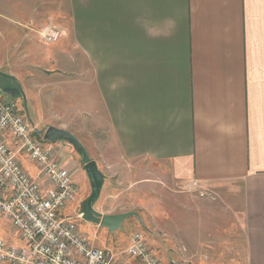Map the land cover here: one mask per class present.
I'll list each match as a JSON object with an SVG mask.
<instances>
[{
  "label": "crops",
  "instance_id": "1",
  "mask_svg": "<svg viewBox=\"0 0 264 264\" xmlns=\"http://www.w3.org/2000/svg\"><path fill=\"white\" fill-rule=\"evenodd\" d=\"M0 18L20 20L8 34L24 32L38 68L57 59L44 69L63 67L62 80L79 85L78 146L34 134L69 171L77 191L61 214L83 215L76 225L90 245L139 264L123 253L139 232L171 264L167 234L155 245L138 223H165L168 234L181 223H240L245 259L264 264V0H0ZM45 28L62 35L46 42ZM73 124L53 127L73 136ZM17 159L36 176L35 164ZM88 161L102 174L93 209L138 213L117 229L125 241H111L114 231L86 212ZM192 180L207 198H187Z\"/></svg>",
  "mask_w": 264,
  "mask_h": 264
},
{
  "label": "built area",
  "instance_id": "2",
  "mask_svg": "<svg viewBox=\"0 0 264 264\" xmlns=\"http://www.w3.org/2000/svg\"><path fill=\"white\" fill-rule=\"evenodd\" d=\"M40 35L52 43L62 32L45 28ZM1 92L0 87V221H10L24 245L16 247L0 239V264H123L78 232L77 218L82 214H61L77 191L70 173L36 140V127L27 122L16 101ZM20 154L35 164V177L20 167ZM195 186L192 180L188 189ZM129 243L123 253L139 264H162L141 233L133 232Z\"/></svg>",
  "mask_w": 264,
  "mask_h": 264
},
{
  "label": "rangeland",
  "instance_id": "3",
  "mask_svg": "<svg viewBox=\"0 0 264 264\" xmlns=\"http://www.w3.org/2000/svg\"><path fill=\"white\" fill-rule=\"evenodd\" d=\"M15 20L20 22L19 19ZM15 22L0 18V75L19 88L14 100L18 110L24 113L30 125L40 130L47 126L53 127L64 123L66 125L73 119L74 124L69 127L75 128L73 136L76 135L80 139L82 135L80 124L86 122V116L81 112L79 85L66 84L62 80L65 77L63 67L44 69L57 67L59 64L57 59L44 58L46 66L42 65L38 68L29 57L37 56V53L31 50L32 45L27 43L24 32H20V36L8 34L14 29L12 23ZM68 71L70 72L69 69ZM78 71L79 69H71L66 77L74 78ZM51 74L58 76L53 77ZM59 76L61 79L58 78ZM1 94L8 97L6 93L1 92ZM66 144L68 149L73 147L70 143L65 142ZM27 162L33 166L32 161L28 159ZM44 181L45 178L41 183L43 184ZM195 188H187L183 192L192 201L205 199L208 194L201 195ZM138 224L144 230V234L148 232L150 241L154 237L152 241L155 245L164 243L163 246L169 251L167 262L173 261L171 264H249L245 259V253L241 250L239 238L245 232L239 226L240 223H181L178 229H167L170 235L166 233L165 223H149L152 227H146V223ZM130 229L127 232L131 234ZM164 234H167L170 240L160 243ZM116 235H120L121 240L125 241L126 234L122 230L114 231L110 235L111 241ZM0 239L16 247L24 244L10 221H0ZM109 248L111 250V247Z\"/></svg>",
  "mask_w": 264,
  "mask_h": 264
},
{
  "label": "water",
  "instance_id": "4",
  "mask_svg": "<svg viewBox=\"0 0 264 264\" xmlns=\"http://www.w3.org/2000/svg\"><path fill=\"white\" fill-rule=\"evenodd\" d=\"M1 77V75H0ZM0 87H1V81H0ZM12 88L10 85L1 87V90L10 95L13 96L14 94L19 93V88L15 87V92L11 93L8 89ZM36 133H39L40 131L36 130ZM47 132L50 134H53L52 138L44 137V139L47 140H64L68 141L70 144H72L74 147L78 146V140L72 136L71 133L68 131L57 129L52 126L47 128ZM84 169L86 171L87 177L89 178V182L91 185V194L86 200V208L89 213H91L93 216L99 218V225L101 227H106L108 231H116L117 229H120L121 223L123 220L127 219L130 216H136L139 218L138 213L135 211H128L124 213H118V214H101L100 212L96 211L92 207V201L93 199L99 194L100 188L102 185V174L97 168V165L95 161H88L84 164Z\"/></svg>",
  "mask_w": 264,
  "mask_h": 264
},
{
  "label": "flooded vegetation",
  "instance_id": "5",
  "mask_svg": "<svg viewBox=\"0 0 264 264\" xmlns=\"http://www.w3.org/2000/svg\"><path fill=\"white\" fill-rule=\"evenodd\" d=\"M0 81H1V87H5V86H8L10 85L12 88H9L8 90L13 93L15 92V85L12 83V82H8L6 81L4 78L0 77ZM41 132L38 133V136L41 137V138H44V137H49V138H52L53 137V134H50L49 132H47V129H42L40 130Z\"/></svg>",
  "mask_w": 264,
  "mask_h": 264
},
{
  "label": "trees",
  "instance_id": "6",
  "mask_svg": "<svg viewBox=\"0 0 264 264\" xmlns=\"http://www.w3.org/2000/svg\"><path fill=\"white\" fill-rule=\"evenodd\" d=\"M86 212H87L88 214H90V213L88 212L87 208H86Z\"/></svg>",
  "mask_w": 264,
  "mask_h": 264
}]
</instances>
